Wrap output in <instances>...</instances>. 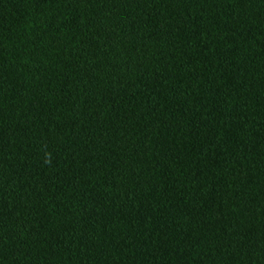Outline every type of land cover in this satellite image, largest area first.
<instances>
[{"label":"trees","instance_id":"1","mask_svg":"<svg viewBox=\"0 0 264 264\" xmlns=\"http://www.w3.org/2000/svg\"><path fill=\"white\" fill-rule=\"evenodd\" d=\"M0 264H264V0H0Z\"/></svg>","mask_w":264,"mask_h":264}]
</instances>
